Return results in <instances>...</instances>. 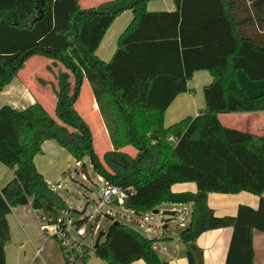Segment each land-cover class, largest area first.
I'll return each mask as SVG.
<instances>
[{
	"label": "trees",
	"instance_id": "obj_1",
	"mask_svg": "<svg viewBox=\"0 0 264 264\" xmlns=\"http://www.w3.org/2000/svg\"><path fill=\"white\" fill-rule=\"evenodd\" d=\"M155 1L110 0L82 9L80 0H0V92L30 59L50 61L51 73L57 69L55 85L37 80L51 88L57 121L38 102L23 111L0 108V165L13 174L0 189V264L12 210L30 205L53 219L67 211L34 169L33 158L47 139L57 140L77 162L87 157L106 185L134 189L129 209L191 203L188 226L177 236L188 264H203L196 240L222 228L232 229L225 264H253L252 234L264 233V137L225 128L218 116L264 112V95L248 97L235 77L242 71L250 82L264 80V34L245 30L255 22L264 33V0H171L175 12H147ZM126 11L133 19L104 63L96 51ZM239 12L252 17L239 19ZM151 53L159 60L152 71L141 63ZM196 71L213 79L203 90L205 108L164 127L165 110L189 91L186 83ZM84 81L111 146L101 158L74 107ZM128 147L135 156L123 151ZM183 183H193L196 192L171 191ZM241 192L259 198L256 210L239 206L235 216L217 218L207 206L208 194ZM105 234L94 253L106 264H169L154 248L157 240L131 227L113 223Z\"/></svg>",
	"mask_w": 264,
	"mask_h": 264
},
{
	"label": "crops",
	"instance_id": "obj_2",
	"mask_svg": "<svg viewBox=\"0 0 264 264\" xmlns=\"http://www.w3.org/2000/svg\"><path fill=\"white\" fill-rule=\"evenodd\" d=\"M102 1L104 0H80V6L83 7V9H91L92 6V8H94L96 4ZM82 4H84L85 7L82 6ZM146 10L149 13H173L176 9L171 0H160L148 3ZM249 14L252 17V14ZM249 14L246 12H239L238 18H248ZM132 19V12L126 11L114 20L112 25L106 31L96 51V57L100 61L104 63L111 61L117 48V41L129 26ZM245 30L251 35L256 32L264 34L263 31L259 30L255 22L254 24L247 25ZM260 37L262 38V36ZM46 61L48 60H44L43 64L37 66L36 72H33L30 75L24 74L28 62L25 64L24 68L19 72V75L0 92V108L2 106H10L15 110L23 111L38 102L47 111V109L55 106L53 93L51 90H47L50 86L42 87L36 85V81L39 78L50 83H53L54 81L51 72H46V75L49 78L52 77V79L50 78L47 80L40 76L41 74L39 73V70L48 65L46 64ZM141 61V63L147 65V68L150 71H152V67L157 68L156 64L159 62L157 57H152V53L146 60L143 59ZM235 77L239 88L243 90L248 97L264 95V80L250 82L242 71H237ZM212 81L213 79L207 71L194 72L191 79L186 83V87L189 91L177 95L165 110L163 120L164 127L168 128L186 118L196 117L198 113L205 108L203 90L210 85ZM84 82L86 83V81ZM85 110L93 117L96 128L95 134L100 136L104 141H108L106 130L93 97L91 103ZM218 119L221 125L225 128L257 137H264V112L221 114L218 116ZM89 128L92 137H94V133L90 126ZM108 144L109 146L107 149L111 150L109 141ZM72 162L77 161L73 158L70 152L55 139L44 140L40 145L39 153L33 158L35 171L42 176L48 187L60 178L61 174H63V170L66 167H69ZM12 175L11 171L0 165V189L13 178ZM171 191L173 193H195L196 186L193 183L176 184L171 187ZM262 196L264 197V193ZM258 204V197L245 192L235 195H207V206L217 218L235 216L239 206H247L256 210ZM171 206L173 207V211L175 207H187L190 220L191 203L171 204ZM17 210H19V208L12 210L11 214L6 217L10 240L4 247L5 264H32L33 261L39 257L42 245L47 242H43V237L38 229L37 216L33 208L28 205L22 207L21 212H18ZM130 210L133 211L134 214H140L143 209L142 207L136 209L134 207V209ZM231 236V228L216 229L203 233L196 240V245L203 252V264H225ZM157 243L154 245V248L158 251L160 257L166 260L169 264H188L184 254V247L178 242V238L177 244L167 248L161 243ZM159 249L163 250L159 251ZM252 249L253 264H264V233L257 231L253 232ZM133 264L144 263L138 261Z\"/></svg>",
	"mask_w": 264,
	"mask_h": 264
},
{
	"label": "rangeland",
	"instance_id": "obj_3",
	"mask_svg": "<svg viewBox=\"0 0 264 264\" xmlns=\"http://www.w3.org/2000/svg\"><path fill=\"white\" fill-rule=\"evenodd\" d=\"M107 1L110 0L99 2L95 5V7ZM82 6H84V4H82ZM81 8L83 9V7ZM43 63L44 60L42 59H31L26 64L27 66L25 67L24 74L30 75L33 72H36L37 66H40ZM46 64L48 65L45 68H41L39 70V73L41 74L40 76L47 80L50 78L52 79L53 77V84L55 85V75L57 74V69L52 67V77L49 78L47 77L46 72H49L47 67L51 66V62L46 61ZM36 85L39 86L37 81ZM47 90H51V88ZM80 90L81 91L75 106V110L83 118L87 125L91 127L94 133V152L99 158H101L103 154L108 151L107 148L109 144L107 140L104 141L100 136L95 134L96 128L93 117L85 110L92 100V94L88 85L84 82ZM54 108L55 106L47 109V112L54 120L57 121ZM124 151L129 156H135L136 153V151L131 147L126 148ZM104 185L105 184L102 179L99 178L98 175L93 171L89 159L87 157H83L79 162H72L69 167H66L63 170V174H61L60 178L52 183L49 187L63 199L67 206V211L59 212L55 219L64 218L65 221H67L68 217H70L75 221H79L82 219L81 215L71 213L72 215L68 216L67 212L75 211L77 213H81L86 205L87 207L85 211L92 214L90 219L83 222V227L86 233L82 239L76 236L74 228H70L68 230L71 243H78L87 247L89 256L87 264H106L105 261L99 260L95 257V250L93 246L99 234L107 233L109 227L113 223H119L124 226L131 227L144 237L157 240L166 248L177 244L178 234L184 230L189 223V213L187 207H175L173 211L171 204L163 203L156 205L150 210H142L139 216L134 213L124 212L122 208H117L116 206L112 205H106L97 211V207L101 202L102 193L105 189ZM21 209L22 207L17 211L21 212ZM153 211H158L159 214L152 215ZM109 212L111 213L109 218L112 219V221L105 218V216H108ZM163 212L177 213L166 224L165 229H163V227L165 226V222L168 220V218L162 216ZM133 223L137 225L132 226ZM139 225L142 227H139ZM146 228H150L152 232H146ZM103 240L104 238H101L99 244ZM32 264H65V262L61 252L59 251V245L55 241L50 240L47 241L46 244L42 245L39 257L36 258Z\"/></svg>",
	"mask_w": 264,
	"mask_h": 264
},
{
	"label": "built area",
	"instance_id": "obj_4",
	"mask_svg": "<svg viewBox=\"0 0 264 264\" xmlns=\"http://www.w3.org/2000/svg\"><path fill=\"white\" fill-rule=\"evenodd\" d=\"M104 186L105 189L102 193L101 202L97 207V211L106 205H112L116 206L117 208H122L124 212L133 213V211L126 207V202L134 195V189L128 188L123 190L121 188L108 186L106 184ZM34 212L37 216L38 229L41 233V236L43 237V242L45 243L50 240L55 241L59 245V250L63 256L65 264H80L81 258L85 255H88L87 247L78 243H71L68 230L70 228H74L76 236L82 239L86 233L83 227V222L90 219L92 214L84 211L81 215V220L75 221L68 217V220L65 221L64 218H58L54 220L48 214L38 210H34ZM67 215L71 216L72 214L67 212ZM110 215L111 213L109 212L108 217ZM78 223L80 224L78 225ZM135 225L137 224H132V226ZM139 227L142 226L139 225ZM146 232H151L150 228H146ZM162 250L163 249H159V251Z\"/></svg>",
	"mask_w": 264,
	"mask_h": 264
},
{
	"label": "water",
	"instance_id": "obj_5",
	"mask_svg": "<svg viewBox=\"0 0 264 264\" xmlns=\"http://www.w3.org/2000/svg\"><path fill=\"white\" fill-rule=\"evenodd\" d=\"M86 207H87V205L84 207V209H83V211H82L81 213H77V212H75V211H72V212L68 211V213L82 215L83 212L85 211ZM158 214H159L158 211H153V212H152V215H158ZM176 214H177L176 212H163V213H162V216L168 218V220H166V222H165V226L163 227V229L166 228V224H167V223L171 220V218H173ZM136 215L139 216L140 214H136ZM105 218H107V219H109L110 221H112V219H110L108 216H105ZM105 235H106L105 233H100V234H99V236H98V238H97V240L95 241V244H94V250H96V249L99 247V245H100V244H99V241H100L101 238H105Z\"/></svg>",
	"mask_w": 264,
	"mask_h": 264
}]
</instances>
